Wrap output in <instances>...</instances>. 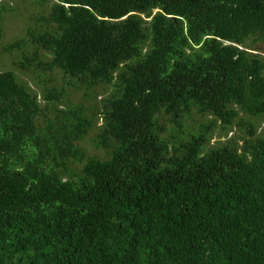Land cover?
I'll return each mask as SVG.
<instances>
[{
    "label": "trees",
    "instance_id": "trees-1",
    "mask_svg": "<svg viewBox=\"0 0 264 264\" xmlns=\"http://www.w3.org/2000/svg\"><path fill=\"white\" fill-rule=\"evenodd\" d=\"M18 8L0 264H264V0Z\"/></svg>",
    "mask_w": 264,
    "mask_h": 264
},
{
    "label": "rangeland",
    "instance_id": "rangeland-1",
    "mask_svg": "<svg viewBox=\"0 0 264 264\" xmlns=\"http://www.w3.org/2000/svg\"><path fill=\"white\" fill-rule=\"evenodd\" d=\"M25 1L27 0H20L18 5L15 6L18 11H16L15 13L7 14L4 18L6 20L3 19V25L5 28V32H4V38L0 39V46H2L5 43L11 42L17 36L19 37L22 34V31L25 26V20L22 17H16V15H18L20 12V8H18V6L21 5L22 3L24 4ZM19 32H21V34H19ZM9 62H10V58L8 59V56L4 57L3 59H0V72L4 65L7 66L6 69L9 68ZM2 63H4L3 66H2Z\"/></svg>",
    "mask_w": 264,
    "mask_h": 264
}]
</instances>
